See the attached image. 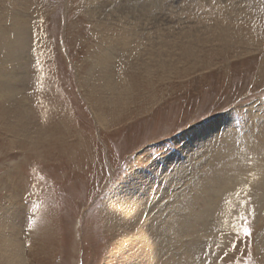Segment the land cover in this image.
<instances>
[{
    "label": "rangeland",
    "instance_id": "1",
    "mask_svg": "<svg viewBox=\"0 0 264 264\" xmlns=\"http://www.w3.org/2000/svg\"><path fill=\"white\" fill-rule=\"evenodd\" d=\"M156 1L108 91L94 61L128 34L123 1L0 0V89L18 76L0 97V264L12 228L13 264H264V0L213 1L222 41L205 1Z\"/></svg>",
    "mask_w": 264,
    "mask_h": 264
},
{
    "label": "bare ground",
    "instance_id": "2",
    "mask_svg": "<svg viewBox=\"0 0 264 264\" xmlns=\"http://www.w3.org/2000/svg\"><path fill=\"white\" fill-rule=\"evenodd\" d=\"M116 1L117 0H110V4L109 5H115L116 4ZM119 1H123V4L121 3H118V4H116V6H115V10H114V14H116V13H118L119 15H115V16H119L121 19H125L127 22H126V24H124V26H126V27H129L130 29H129V31H128V34H123V35H119V34H117L116 33V35L115 36H113V35H111L110 37L109 36H106L105 35V38H106V40L109 42L108 43V46L107 47H105V48H100L101 50L100 51H98V56H96V59H95V61H94V67H96V66H98V68H100V72H102V80H103V83H102V85H103V87H104V89H106V90H111V84L110 83H112V82H110V78H109V72H108V70H109V67H110V64H111V61H112V59L114 58V54H115V52L117 51L118 52V54H122L123 52H124V54H125V52H126V54H128V56H131L132 55V53L134 52V53H136L137 52V54H140V53H142V52H139V50H142L143 51V46H146L147 44H151V43H149L150 41H151V39L150 38H148V36H145V42H143V38L142 37H136V35H137V33H139V32H141V31H138L140 28H142V25H139L138 23H140V20L143 18V14H150V16H152L153 15V13H150V11L151 10H156V8L154 7L155 6V4L157 3V1L156 0H118V2ZM160 2H162V1H164V0H159ZM166 1V0H165ZM196 1H205L206 3H207V5L209 4V5H211V6H208V8L209 7H211V9H209V11H205V12H207L206 13V15L204 16V18H203V20L202 21H198V23H201L202 22V27L204 26L203 25V23L204 22H207V21H209L208 22V24L210 23V21H212V23L211 24H213V26H215V27H213V29H215V37L217 38V39H220L221 41H222V39H225L226 37H225V29L224 30H220V29H217V28H219V26H220V24L222 23V21H221V19H218V18H216V14H215V12L213 11L214 9H216V8H220V10L223 12L224 10H222V8H223V6L224 5H218V6H215V5H212L213 4V1H214V3H216L217 1L216 0H196ZM219 1V0H218ZM226 1L227 0H220L219 2H217V3H219V4H221L222 2H225L226 3ZM245 1H247V0H241V2H245ZM92 2V1H91ZM149 2H151V4H150V6H149ZM160 2H158V5H159V3ZM166 3V2H165ZM172 3V2H171ZM199 3H201V2H199ZM224 3V4H225ZM240 3V2H239ZM92 4H93V2H92ZM205 5V4H204ZM95 6V8H97L98 10H100V16H102V17H106V16H108L109 15V13H108V11H107V6H104V4H100V8H102V9H100V8H98L96 5H94ZM164 6V5H163ZM189 6H191V4L189 3L187 6H185V7H183L182 8V10H184V11H187V9L186 8H188L189 9ZM149 7V8H148ZM205 7V6H204ZM235 7H237L236 6V4H234V8ZM90 8L91 7H88V9H86V11L90 14L91 13V11L92 10H90ZM162 8V7H161ZM207 8V9H208ZM148 9V11L149 12H146L145 10H147ZM204 9V8H203ZM162 10H163V8L161 9V10H158V14L159 15H156L155 14V16L154 17H157V16H164L165 14H167L166 12H164L163 11V13H162ZM165 10V9H164ZM171 12H172V10H170ZM263 11H264V9H263ZM154 12V11H153ZM157 12V11H156ZM209 12V13H208ZM136 15V14H139L138 15V17H136V16H132V18H130V15ZM111 15L112 14H110V17H111ZM171 15H174V14H171ZM177 15V14H176ZM213 15H214V18H212L213 17ZM210 16V17H209ZM223 16V15H222ZM109 17V18H110ZM108 18V19H109ZM117 21H119V20H117ZM148 21V20H147ZM216 22H217V24H216ZM144 24V23H143ZM204 24H206V23H204ZM208 24H206V25H208ZM211 24H210V26H211ZM216 24V25H215ZM169 28H171V26H169ZM208 28V27H207ZM212 29V30H213ZM18 31L15 33V36H14V38H13V41H11L9 44V47L12 49V53L14 54L15 53V50L18 52V50L20 49V45L22 44V43H24L25 44V39H26V37H25V35H24V32L22 31V27H21V29L20 28H18L17 29ZM167 30H168V28H167ZM191 30V29H190ZM211 30V31H212ZM216 30H219V32H217ZM171 31V30H170ZM157 34H158V38L161 40V38L159 37V35H160V33H159V31L157 32V31H155ZM100 33H101V35H100ZM144 33H147V32H144ZM144 33H142V34H144ZM173 33V32H172ZM212 33V32H211ZM97 35L100 37V36H102V32H100V31H97ZM213 35V34H212ZM173 35H170V37H172ZM189 37V36H188ZM194 39H196V38H194ZM155 40V39H154ZM191 41H194L193 40V38H192V40ZM23 44V45H24ZM23 45L21 46V47H23ZM118 45V46H117ZM12 46H13V48H12ZM117 46V47H116ZM15 49V50H14ZM120 49V50H119ZM190 50H189V53H191V54H194V53H196V52H194V49L193 48H189ZM194 53H193V52ZM149 52V51H148ZM156 53V52H155ZM134 55H136V54H134ZM195 55V54H194ZM137 56V55H136ZM188 56V55H187ZM124 57H125V55H124ZM127 57V56H126ZM132 58V57H131ZM194 62H195V60H194ZM112 63H114V62H112ZM194 64V63H193ZM127 68V67H126ZM91 70V69H90ZM123 70V69H122ZM97 71V70H96ZM110 72H111V68H110ZM88 73V72H87ZM124 73V72H123ZM112 74V73H111ZM88 75V74H87ZM90 75V74H89ZM4 78H2L3 79V83L2 84H4L3 85V87H1V89H0V97H4V96H6V97H9V96H11V100L12 99H14L13 98V93H14V91H15V89H16V87H15V84H17L16 82L17 81H15L14 82V78L17 80V74L15 75V76H7V74H5V76H3ZM12 78H13V80H12ZM113 79V78H112ZM101 80V81H102ZM114 84V83H113ZM121 84V83H120ZM136 87V86H135ZM121 95V94H120ZM109 105V104H108ZM103 115V114H102ZM100 119H102V121H104V120H106V118H104V117H102V118H100ZM221 122V121H220ZM65 129H67V128H65ZM217 134V133H216ZM60 137V136H59ZM212 137V136H211ZM65 139V138H64ZM205 140V139H204ZM54 143V142H53ZM194 149V148H193ZM196 150H197V148H196ZM190 151H192L191 149H190ZM198 151V150H197ZM193 152H195V151H193ZM185 155V154H184ZM183 158H185V157H183ZM190 158V157H189ZM188 158V159H189ZM182 162V161H181ZM177 169V168H176ZM255 169V168H254ZM257 172H259V170L257 171ZM255 173V172H254ZM255 174H258V173H255ZM254 174V175H255ZM251 175H252V173H251ZM240 176V175H239ZM238 176V177H239ZM244 176V175H243ZM242 176V177H243ZM247 176V175H246ZM245 176V177H246ZM251 177V176H250ZM241 179H243V178H241ZM246 179V178H245ZM251 179V178H250ZM252 179H254V177L252 178ZM206 190V189H205ZM207 191V190H206ZM227 191V190H226ZM205 192V191H204ZM210 194V193H209ZM202 199V198H201ZM212 200V199H211ZM211 202V201H210ZM215 203V202H214ZM207 204V203H206ZM11 227H14V225L13 226H11ZM36 228V227H35ZM8 235V237L6 238V239H4V251H5V256H4V258H6V263L7 264H13V261L14 260H16V261H20L21 260V252H22V250L20 249V244L18 245L17 243H15V242H13V240H15V238L17 237V235H16V233H15V231L13 230V228L11 229V234L9 233V234H7ZM5 237V236H4ZM16 241V240H15ZM40 244H42V242H41V240H40ZM11 246L13 247V248H11ZM20 250H19V249ZM21 248H22V246H21ZM19 250V251H18ZM2 253V252H1ZM152 256V255H151ZM2 258H3V256H2ZM153 258V257H152ZM159 260V259H158ZM157 260V261H158ZM16 263V262H15ZM149 263V262H148Z\"/></svg>",
    "mask_w": 264,
    "mask_h": 264
},
{
    "label": "snow or ice",
    "instance_id": "3",
    "mask_svg": "<svg viewBox=\"0 0 264 264\" xmlns=\"http://www.w3.org/2000/svg\"><path fill=\"white\" fill-rule=\"evenodd\" d=\"M241 219L245 221V222H244V225H243V228H242L243 236H244L245 238H250L251 235H252L251 229H250V227L248 226V224H247L245 218L242 217ZM237 238H238V237H233V240L230 241L229 245H227V246L235 247V243H234V241H235V239H237ZM224 255L227 256L228 253L225 252Z\"/></svg>",
    "mask_w": 264,
    "mask_h": 264
}]
</instances>
